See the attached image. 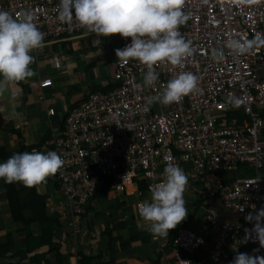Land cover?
<instances>
[{
	"label": "built area",
	"instance_id": "1",
	"mask_svg": "<svg viewBox=\"0 0 264 264\" xmlns=\"http://www.w3.org/2000/svg\"><path fill=\"white\" fill-rule=\"evenodd\" d=\"M59 3L0 0V10L14 17L30 13L44 42L87 33L75 18L70 24L58 20ZM184 11L190 18L179 31L192 42L191 56L179 66H156L158 80L152 87L143 86L146 66L118 59L114 88L91 91L70 108L54 134L52 151L64 163L51 180L76 229L99 183L125 196L151 197L150 186L162 182L167 163H174L187 175V188L202 211L194 226L178 229L174 264H231L239 253L264 256L254 234L246 233L254 226L246 217L264 208V46L244 55L226 47L231 38H264V0H184ZM119 38L120 48L131 42ZM185 71L198 76L201 91L167 106L147 104ZM50 83L47 79L41 86ZM229 112H239L240 122L226 120ZM232 173L237 176L224 178ZM208 177L214 178L209 189ZM194 186L204 190L195 192ZM140 203L135 218L147 230L138 214Z\"/></svg>",
	"mask_w": 264,
	"mask_h": 264
},
{
	"label": "crops",
	"instance_id": "2",
	"mask_svg": "<svg viewBox=\"0 0 264 264\" xmlns=\"http://www.w3.org/2000/svg\"><path fill=\"white\" fill-rule=\"evenodd\" d=\"M119 39L118 34L100 37L84 33L48 40L31 53L35 58L30 65L35 73L32 77L18 83L0 77V163L14 154L52 151L54 134L63 128L70 108L91 91L111 84ZM47 79L50 85L41 86ZM51 179L32 188L13 183L20 193L18 202L33 188L45 198V214L53 222L50 227L30 223V208L22 211L23 221H15L4 180L0 179V264H174V248L169 245L174 229L168 237L153 239L136 222L135 204L140 198L150 200L146 193L138 198L106 191L103 198L91 201L81 224L74 229L63 206L64 197ZM206 179L209 189L214 178ZM190 190L186 187L184 192L188 216L201 205ZM200 205L194 218L202 212ZM194 218L186 227L195 225Z\"/></svg>",
	"mask_w": 264,
	"mask_h": 264
},
{
	"label": "clouds",
	"instance_id": "3",
	"mask_svg": "<svg viewBox=\"0 0 264 264\" xmlns=\"http://www.w3.org/2000/svg\"><path fill=\"white\" fill-rule=\"evenodd\" d=\"M57 18L69 24L75 18L88 34L95 33L100 37L118 34L122 38H131L125 47L115 49V55L122 62L136 60L146 66L145 87H152L157 82L156 66L165 63L182 65L193 52L192 42L185 40L179 31L190 18L184 11V0H60ZM261 46H264V38L259 35L253 39L231 38L226 43L227 49L237 55L252 53ZM43 47L44 34L30 13L14 17L12 13L0 10V77L11 83L32 77L35 73L30 65L35 58L31 53ZM198 80L192 72H180L161 86V92L149 97L147 104L167 106L179 102L185 96L201 91ZM229 102H233L232 98ZM63 163L55 151L14 154L0 163V179L7 184L36 187L54 176ZM163 177L162 182L150 186V200L137 206L153 239L168 237L169 231L188 216L184 200L187 175L178 165L168 162ZM254 211V216L250 213L246 217L249 222H254L253 228L246 233L254 234L260 248H264V208ZM231 264H264V256L239 253Z\"/></svg>",
	"mask_w": 264,
	"mask_h": 264
},
{
	"label": "trees",
	"instance_id": "4",
	"mask_svg": "<svg viewBox=\"0 0 264 264\" xmlns=\"http://www.w3.org/2000/svg\"><path fill=\"white\" fill-rule=\"evenodd\" d=\"M112 88H114L113 83H111L107 88L97 89V90L107 91V90H111ZM224 116H225L226 120L229 121L232 119V120L237 121V123L240 122V120L242 119V115L239 112H229V113H226ZM4 185H5V189L7 192L11 213H12L13 219L15 221H23V219L20 217L22 211L25 208H30V210L32 211V219H31L30 223L40 222L41 224H43V227H50L53 224V222L50 221L48 219V217H46V214H45V198L37 195L34 188L30 192V194L24 196V199L22 201L18 202L17 197L19 196L20 193L18 191H16L14 184L13 183L7 184L4 182ZM106 191H107L106 188L103 187V183L102 182L99 183V186L97 187V191H96V195H95L94 199L103 198L106 194ZM199 205H200V203L198 204V206ZM198 206L195 207V210L192 212V214H190L181 224H179L174 229V231H172L174 238L170 239L169 245L173 244L178 229L185 227L187 225V223L192 221V219L194 218V216L196 214V211L198 210L197 209ZM200 207H201V205H200ZM136 222H137V220H136Z\"/></svg>",
	"mask_w": 264,
	"mask_h": 264
},
{
	"label": "rangeland",
	"instance_id": "5",
	"mask_svg": "<svg viewBox=\"0 0 264 264\" xmlns=\"http://www.w3.org/2000/svg\"><path fill=\"white\" fill-rule=\"evenodd\" d=\"M229 175L230 174H227L226 175V179L227 180H231L233 177L231 176V177H229ZM194 188V191L195 192H200V191H202L203 190V188H202V186H194L193 187ZM59 192V191H58ZM60 193V192H59ZM61 194V193H60ZM62 195V194H61ZM141 196V195H140ZM140 196H137L138 198L140 197ZM139 200H141V198L139 199ZM142 202H144L143 200H141ZM202 216V212H199L198 214H197V216L194 218V221H197L200 217ZM219 216H221V218L223 219V220H225V221H228L229 219H227V218H224V217H227V215H226V213H224L223 211H222V213H220L219 214ZM223 216V217H222ZM229 222V221H228Z\"/></svg>",
	"mask_w": 264,
	"mask_h": 264
}]
</instances>
